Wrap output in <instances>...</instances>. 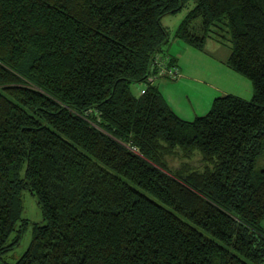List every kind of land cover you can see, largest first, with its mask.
<instances>
[{
    "label": "trees",
    "instance_id": "1",
    "mask_svg": "<svg viewBox=\"0 0 264 264\" xmlns=\"http://www.w3.org/2000/svg\"><path fill=\"white\" fill-rule=\"evenodd\" d=\"M189 1L0 0V258L25 191L44 219L2 264H264V0H193L177 37L229 42L254 95L185 120L156 83Z\"/></svg>",
    "mask_w": 264,
    "mask_h": 264
},
{
    "label": "rangeland",
    "instance_id": "2",
    "mask_svg": "<svg viewBox=\"0 0 264 264\" xmlns=\"http://www.w3.org/2000/svg\"><path fill=\"white\" fill-rule=\"evenodd\" d=\"M193 6L194 1L191 0L181 10L161 18V24L168 36L167 41L160 47L161 51L177 61L180 74L177 78L163 79L156 83L171 108L185 120H194L207 113L215 97L222 95V92L245 100L252 99L254 95L252 80L228 65L231 52L229 42H217L207 38L204 47L199 49L177 37L182 21ZM143 88V84L133 85V91L137 95ZM259 163V167L264 166V153L260 156ZM23 201L22 217L29 220L30 224L20 244L0 258V264L19 258L31 242L34 223L44 222L37 200L30 192L23 193ZM262 223L264 226V220Z\"/></svg>",
    "mask_w": 264,
    "mask_h": 264
},
{
    "label": "built area",
    "instance_id": "3",
    "mask_svg": "<svg viewBox=\"0 0 264 264\" xmlns=\"http://www.w3.org/2000/svg\"><path fill=\"white\" fill-rule=\"evenodd\" d=\"M159 64H161V63H159ZM161 74L163 76L167 75L170 78H177V77H179L180 73H179V70H178L177 66H172L171 68H168V69H167V66H166V67H164L161 70ZM142 92H144V90Z\"/></svg>",
    "mask_w": 264,
    "mask_h": 264
},
{
    "label": "crops",
    "instance_id": "4",
    "mask_svg": "<svg viewBox=\"0 0 264 264\" xmlns=\"http://www.w3.org/2000/svg\"><path fill=\"white\" fill-rule=\"evenodd\" d=\"M181 74L183 75V73L181 72ZM161 80H163V79H161ZM221 92H222V90H221ZM225 94V92H222V95H224Z\"/></svg>",
    "mask_w": 264,
    "mask_h": 264
}]
</instances>
